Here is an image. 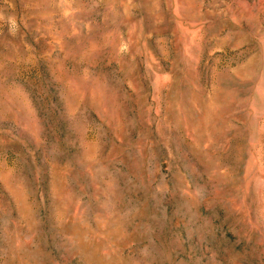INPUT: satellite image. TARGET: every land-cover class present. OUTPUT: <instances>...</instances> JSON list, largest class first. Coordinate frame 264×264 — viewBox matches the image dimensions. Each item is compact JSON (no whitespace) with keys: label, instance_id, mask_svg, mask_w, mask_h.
Returning a JSON list of instances; mask_svg holds the SVG:
<instances>
[{"label":"rangeland","instance_id":"374dc122","mask_svg":"<svg viewBox=\"0 0 264 264\" xmlns=\"http://www.w3.org/2000/svg\"><path fill=\"white\" fill-rule=\"evenodd\" d=\"M0 264H264V0H0Z\"/></svg>","mask_w":264,"mask_h":264}]
</instances>
